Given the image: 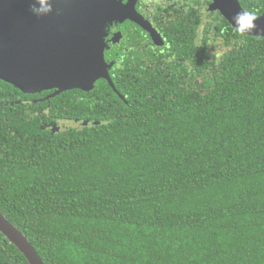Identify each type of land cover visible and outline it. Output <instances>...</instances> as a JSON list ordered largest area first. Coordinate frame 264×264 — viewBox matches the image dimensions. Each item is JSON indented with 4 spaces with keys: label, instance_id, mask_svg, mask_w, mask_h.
I'll return each instance as SVG.
<instances>
[{
    "label": "trees",
    "instance_id": "trees-1",
    "mask_svg": "<svg viewBox=\"0 0 264 264\" xmlns=\"http://www.w3.org/2000/svg\"><path fill=\"white\" fill-rule=\"evenodd\" d=\"M176 1L142 2L162 44L131 23L113 87L0 79V212L44 264H264V36ZM0 264H29L1 232Z\"/></svg>",
    "mask_w": 264,
    "mask_h": 264
},
{
    "label": "water",
    "instance_id": "water-1",
    "mask_svg": "<svg viewBox=\"0 0 264 264\" xmlns=\"http://www.w3.org/2000/svg\"><path fill=\"white\" fill-rule=\"evenodd\" d=\"M51 0L53 11L37 17L30 11L33 0H0V79L23 93L55 88L50 96L70 89L90 90L105 78L113 87L104 61L103 36L108 21L130 18L153 36L158 35L134 9L136 0ZM38 7V5H37ZM231 23L244 10L239 0H212ZM257 29L247 35L264 36V13ZM0 232L25 256L29 264H44L25 235L0 212Z\"/></svg>",
    "mask_w": 264,
    "mask_h": 264
},
{
    "label": "flooded vegetation",
    "instance_id": "flooded-vegetation-1",
    "mask_svg": "<svg viewBox=\"0 0 264 264\" xmlns=\"http://www.w3.org/2000/svg\"><path fill=\"white\" fill-rule=\"evenodd\" d=\"M144 0H138L137 2H135L134 4V9L135 11L138 12V14L144 19L146 20L149 24V20L146 19V16H147V13L145 12V7H143L142 5V2ZM127 0H122L120 5H125L127 4ZM177 3V1H176ZM171 6H175L173 3L170 4ZM120 19V18H119ZM118 19V20H119ZM122 20H119V22H116L115 19H113V21L110 23V30H109V34L108 36L105 37V43L108 42L109 43V46H108V50L107 51V54L104 55V61L107 63V64H110L113 62V59H109V54L110 52L114 51L113 47H119L121 48L122 51H125L126 49L127 50H130L133 48V46H129L128 45V42H129V31L130 29L133 28V26H131L130 24L133 23V24H137L138 26L142 27L140 24H138L137 22L131 20L130 18H121ZM152 23V22H151ZM150 26L155 30L156 34L158 35V43L161 41L162 39V35L155 29L156 26L154 23H152V25L150 24ZM122 28L124 30H122ZM143 29H145L144 27H142ZM146 30V29H145ZM148 31V30H146ZM149 32V31H148ZM150 33V32H149ZM150 37H151V44H156V41H154L153 39V36L151 35L150 33ZM161 38V39H160ZM162 44V43H160ZM104 45V44H103ZM109 69V68H108ZM77 89V88H76ZM77 90H84V89H77ZM87 91V90H86ZM55 92V88L53 89H45V90H42L40 92H35V93H28V94H36L38 95L36 97V99H34L35 102H44V101H47L49 100L52 96H50L51 94H53ZM64 92V91H63ZM62 93V92H61ZM60 94V93H59ZM57 94V95H59ZM54 97V96H53ZM58 129V128H57Z\"/></svg>",
    "mask_w": 264,
    "mask_h": 264
},
{
    "label": "clouds",
    "instance_id": "clouds-1",
    "mask_svg": "<svg viewBox=\"0 0 264 264\" xmlns=\"http://www.w3.org/2000/svg\"><path fill=\"white\" fill-rule=\"evenodd\" d=\"M30 11L37 17L48 15L53 11L51 0H33ZM258 18L254 12L241 10L232 16L231 23L237 33L245 35L257 29Z\"/></svg>",
    "mask_w": 264,
    "mask_h": 264
},
{
    "label": "rangeland",
    "instance_id": "rangeland-1",
    "mask_svg": "<svg viewBox=\"0 0 264 264\" xmlns=\"http://www.w3.org/2000/svg\"><path fill=\"white\" fill-rule=\"evenodd\" d=\"M183 0H177V2H179V3H181ZM145 5L146 6H149L150 5V3H149V0H145ZM161 39V38H160ZM161 41H162V39H161ZM70 124H72V123H70ZM68 125V124H67ZM51 128H53V130H58L57 129V127H54V126H51Z\"/></svg>",
    "mask_w": 264,
    "mask_h": 264
}]
</instances>
